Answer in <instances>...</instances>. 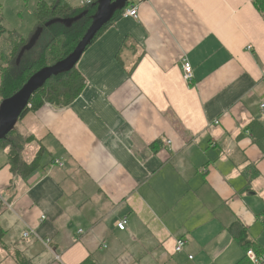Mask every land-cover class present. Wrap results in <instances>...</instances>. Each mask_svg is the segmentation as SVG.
<instances>
[{"label":"crops","instance_id":"1","mask_svg":"<svg viewBox=\"0 0 264 264\" xmlns=\"http://www.w3.org/2000/svg\"><path fill=\"white\" fill-rule=\"evenodd\" d=\"M132 6L136 20L119 16L81 56L79 97L21 120L18 134L45 149L41 168L14 179L0 149V264H237L247 251L233 223L264 253V11Z\"/></svg>","mask_w":264,"mask_h":264},{"label":"trees","instance_id":"2","mask_svg":"<svg viewBox=\"0 0 264 264\" xmlns=\"http://www.w3.org/2000/svg\"><path fill=\"white\" fill-rule=\"evenodd\" d=\"M255 4L264 11V1L255 0ZM127 6L128 2L124 8L115 11L112 19L95 35L90 45L113 25ZM96 9V4L73 8L67 0H48V2L40 0L34 11L35 28L27 39L16 31H6L0 25V38L5 39L0 46V103L14 96L34 73L65 59L89 28ZM38 30L34 44L26 50ZM84 88L85 80L76 70V66L68 72L52 77L31 97L18 121L28 114L37 112L45 105L67 108L79 97ZM33 142H36L39 148L34 157L26 161L23 157L25 148ZM0 149L6 154L10 173L14 179H27L41 168L44 147L32 136H20L15 128L0 140ZM3 212L4 206L0 201V216ZM229 231L247 251L245 227L233 223ZM3 236L4 231L0 227V245ZM81 264L95 263L89 258ZM237 264L252 263L245 257Z\"/></svg>","mask_w":264,"mask_h":264},{"label":"water","instance_id":"3","mask_svg":"<svg viewBox=\"0 0 264 264\" xmlns=\"http://www.w3.org/2000/svg\"><path fill=\"white\" fill-rule=\"evenodd\" d=\"M127 2L128 0H99L93 20L74 50L62 61L34 73L14 96L0 103V140L14 129L31 97L52 77L74 68L95 35L112 19L115 11L124 8ZM38 33L39 30L31 38L26 50L32 47Z\"/></svg>","mask_w":264,"mask_h":264},{"label":"rangeland","instance_id":"4","mask_svg":"<svg viewBox=\"0 0 264 264\" xmlns=\"http://www.w3.org/2000/svg\"><path fill=\"white\" fill-rule=\"evenodd\" d=\"M40 0H0V25L8 32L16 31L20 36L27 39L33 32L36 24L34 11ZM48 2V0H43ZM68 4L73 7H79V0H67ZM4 37L0 38L1 43L4 42ZM20 122L17 121L15 129L20 128ZM30 146L27 150L25 158L27 161L32 159ZM1 151V150H0Z\"/></svg>","mask_w":264,"mask_h":264},{"label":"built area","instance_id":"5","mask_svg":"<svg viewBox=\"0 0 264 264\" xmlns=\"http://www.w3.org/2000/svg\"><path fill=\"white\" fill-rule=\"evenodd\" d=\"M98 1L99 0H79V5L85 6V5H89V4H96ZM137 9H138L137 6H132L130 8H126L123 11L121 16L124 18L136 20L137 19ZM181 69H182V83L186 88H190L192 86L193 79H194L192 66L189 64V62H187L185 60L182 63ZM56 164L58 166H62V164H60L59 162H56ZM44 219H45L44 216L41 217V220H44ZM126 225H127L126 218H122L121 220H118L115 223V227L120 231H124L126 229ZM30 235H34V232L32 230L26 231L23 234V238H28ZM49 243H50L49 240H45L43 242L45 247H47L48 249L50 248ZM186 243L187 242L184 239L178 240L175 243L174 252L180 253L183 250V248L185 247ZM246 257L252 264H263L264 263V253L263 254H257L253 249L247 250Z\"/></svg>","mask_w":264,"mask_h":264}]
</instances>
